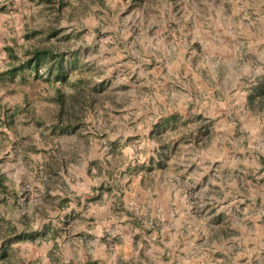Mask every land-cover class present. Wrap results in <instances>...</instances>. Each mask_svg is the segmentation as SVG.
I'll return each mask as SVG.
<instances>
[{"label": "rangeland", "instance_id": "rangeland-1", "mask_svg": "<svg viewBox=\"0 0 264 264\" xmlns=\"http://www.w3.org/2000/svg\"><path fill=\"white\" fill-rule=\"evenodd\" d=\"M63 1L0 22V264H182L188 223H264V0Z\"/></svg>", "mask_w": 264, "mask_h": 264}, {"label": "crops", "instance_id": "crops-1", "mask_svg": "<svg viewBox=\"0 0 264 264\" xmlns=\"http://www.w3.org/2000/svg\"><path fill=\"white\" fill-rule=\"evenodd\" d=\"M28 4L29 0H0V22L22 21V17L28 14ZM181 219H174L167 230L178 231L182 226ZM188 224L191 226H187L185 231L191 228L192 232L184 236V241L177 243L182 264H264V223L255 224L253 230L240 223H213L208 224L205 230L199 228L198 222ZM173 264L180 263L175 261Z\"/></svg>", "mask_w": 264, "mask_h": 264}, {"label": "trees", "instance_id": "trees-1", "mask_svg": "<svg viewBox=\"0 0 264 264\" xmlns=\"http://www.w3.org/2000/svg\"><path fill=\"white\" fill-rule=\"evenodd\" d=\"M43 2H45V4L50 5V6H55V8L57 10H59L60 8H62V6L64 5V1L63 0H41ZM45 57H51L52 60H57V54H55L54 52H51L49 50H33L30 53V56L27 58V61L25 64H32L34 65V67H36L35 65L38 63L39 60H41L42 58ZM58 63V72H60V63L59 61H57ZM20 69V66H13L11 69L7 70V72L9 73H13L16 70ZM58 78L63 79L64 75L62 73H57ZM256 84L254 86L251 87L250 89V93L248 95V100H251L253 98H256L258 105L260 106H264V84L260 82L262 80H259L258 78H256ZM260 79H264V76H262ZM260 81V82H259ZM79 94L74 93L71 94L69 96V101L70 103L65 102V100L63 99V96L61 93L57 92L55 94V100L58 106V116L57 117V122L56 125L60 126V130L65 131V130H70L73 131L77 128L78 126V117L75 111V108L73 107L74 103H78L79 102ZM79 104V103H78ZM88 106L90 105V100H88V102L86 103ZM82 103L80 105L81 109H82ZM81 109H77V111L81 112ZM64 114V117L66 118L65 120H63V118L61 119V116ZM174 115L170 114L164 118H161L159 122H157V124L153 125V127H156L157 125H164L167 122L170 121V119H173ZM72 120V121H71ZM63 123V124H62ZM152 127V128H153ZM151 132H153L151 130ZM166 145H160L158 147V150H160V153L158 151H156V154L158 156H160L161 152L165 151ZM160 154V155H159ZM60 200L65 201L64 198H61Z\"/></svg>", "mask_w": 264, "mask_h": 264}]
</instances>
